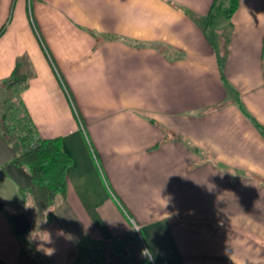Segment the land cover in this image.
Instances as JSON below:
<instances>
[{"label": "crops", "instance_id": "1", "mask_svg": "<svg viewBox=\"0 0 264 264\" xmlns=\"http://www.w3.org/2000/svg\"><path fill=\"white\" fill-rule=\"evenodd\" d=\"M212 1L0 0V112L72 161L50 221L0 198V264H74L132 222L155 264H264V0Z\"/></svg>", "mask_w": 264, "mask_h": 264}, {"label": "trees", "instance_id": "2", "mask_svg": "<svg viewBox=\"0 0 264 264\" xmlns=\"http://www.w3.org/2000/svg\"><path fill=\"white\" fill-rule=\"evenodd\" d=\"M238 7V0H213L207 16V21L221 15L230 19ZM2 31H0V34ZM32 76L30 64L26 57L19 58L5 86L9 90L24 87ZM221 78H223L221 73ZM243 110V109H242ZM253 125L264 137V127L252 119ZM24 133L19 134L12 145L17 156L13 160L16 167L24 168L32 177V185L28 189L34 209L44 212L46 221L52 218V208L57 200L65 197L66 171L71 165V158L62 148L60 139H42L36 134L32 123L26 118L23 126ZM24 191V190H20ZM87 240L77 243L79 255Z\"/></svg>", "mask_w": 264, "mask_h": 264}, {"label": "built area", "instance_id": "3", "mask_svg": "<svg viewBox=\"0 0 264 264\" xmlns=\"http://www.w3.org/2000/svg\"><path fill=\"white\" fill-rule=\"evenodd\" d=\"M132 229L126 235L87 242L77 264H155L141 256V250L148 246L139 225L132 222Z\"/></svg>", "mask_w": 264, "mask_h": 264}, {"label": "rangeland", "instance_id": "4", "mask_svg": "<svg viewBox=\"0 0 264 264\" xmlns=\"http://www.w3.org/2000/svg\"><path fill=\"white\" fill-rule=\"evenodd\" d=\"M13 112L10 115V112L7 110L0 112L3 114V120H1L0 116V133H2L12 140L14 143L15 138L22 133H24L23 126L25 124V117L23 115V111L19 107V105L15 104L13 107ZM13 143L11 145H13ZM0 198H4L9 201L8 206H11L13 209H19L22 214H25L28 209H30V213L28 215H32L34 217L41 216L43 212H40L32 207V200L28 190L24 191H11L6 187V184L0 180ZM10 204V205H9ZM5 212H8V207H6ZM41 214V215H40ZM45 214V213H44ZM74 264H77V260Z\"/></svg>", "mask_w": 264, "mask_h": 264}, {"label": "water", "instance_id": "5", "mask_svg": "<svg viewBox=\"0 0 264 264\" xmlns=\"http://www.w3.org/2000/svg\"><path fill=\"white\" fill-rule=\"evenodd\" d=\"M16 156V150L0 134V166L4 167L7 176L20 190H28L32 185V177L24 168L13 164Z\"/></svg>", "mask_w": 264, "mask_h": 264}, {"label": "clouds", "instance_id": "6", "mask_svg": "<svg viewBox=\"0 0 264 264\" xmlns=\"http://www.w3.org/2000/svg\"><path fill=\"white\" fill-rule=\"evenodd\" d=\"M57 199H59V193L57 194ZM28 207H31V206H28ZM131 230H133V229H131ZM136 230H138V229H136ZM136 230H134V231H136ZM57 231L59 234L63 235L62 229H58ZM38 250H41V249H38ZM42 250L44 251V254L47 256H52L55 254L54 248H46V249H42ZM141 256L145 257L148 261H154V259H155V256H154V254L150 248L142 249L141 250Z\"/></svg>", "mask_w": 264, "mask_h": 264}]
</instances>
